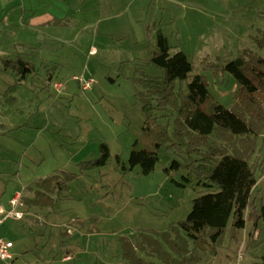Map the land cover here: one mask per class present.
Instances as JSON below:
<instances>
[{"label":"rangeland","instance_id":"1","mask_svg":"<svg viewBox=\"0 0 264 264\" xmlns=\"http://www.w3.org/2000/svg\"><path fill=\"white\" fill-rule=\"evenodd\" d=\"M17 1L0 0V197L4 190L6 199L12 188L24 187L50 197V190L37 188L36 181L62 169L78 172L77 183L63 191L69 199L48 207L49 225L37 227H46L50 243L60 249L80 244L79 254L63 264H127L123 242L136 246L144 239L164 252L147 247L136 252L147 263L263 264L261 220L246 217L239 231L230 221L217 243H194L179 230L202 189L195 182L177 185L188 171L171 169L173 160L184 163L173 151L161 148L155 169L146 176L138 167L122 170L143 134L138 80L163 76L148 63L156 30L188 56L213 100L230 108L236 85L222 67L243 54L264 59V0H135L132 9L111 12L116 17L110 19L97 9L103 0H87L80 11L75 7L83 0H65L53 2L61 12L47 9V25L31 31L20 22ZM139 5L142 11L135 12ZM91 48L95 52L87 53ZM18 59L32 64V73L22 79L18 70L24 66L7 62ZM78 79L93 83L83 90ZM57 83L65 90H58ZM179 89L175 82L174 91ZM154 109L153 118L171 135L172 115ZM258 140L255 161L260 165L264 132ZM102 143L109 151L106 165L82 168V162L99 158ZM256 179L252 199L260 207L264 173L258 169Z\"/></svg>","mask_w":264,"mask_h":264},{"label":"trees","instance_id":"2","mask_svg":"<svg viewBox=\"0 0 264 264\" xmlns=\"http://www.w3.org/2000/svg\"><path fill=\"white\" fill-rule=\"evenodd\" d=\"M155 37L148 63L162 70L163 76H144L138 80L140 90L135 97L145 114L143 134L132 144L122 171L127 173L138 167L143 176L152 173L161 148L180 157L184 163L173 160L171 169H185L188 173L181 177L182 184H176L185 188L195 182L202 189L192 200L186 219L178 223L179 230L194 243L206 239L217 243L230 221L238 231L244 228L246 217L264 223V203L254 206L252 199V191L258 184L257 169L264 173V164L258 165L255 161L258 139L264 132V59L243 54L222 67L236 85L233 104L226 108L213 100L203 75L193 73L188 56L172 47L160 29L156 30ZM13 64L24 66L18 70L22 77L32 72L31 65L21 59ZM175 82L180 84L178 91H174ZM152 104L158 111L167 110L172 115L171 135L153 118L155 106ZM99 146V158L82 162V168L106 165L108 148L103 143ZM78 177V173H61L46 178L41 184L48 185L51 194L61 198L63 191ZM128 243L123 242L122 249L127 264H152L136 253L146 247L153 253H164L157 249V242L149 239L141 240L136 246Z\"/></svg>","mask_w":264,"mask_h":264},{"label":"crops","instance_id":"3","mask_svg":"<svg viewBox=\"0 0 264 264\" xmlns=\"http://www.w3.org/2000/svg\"><path fill=\"white\" fill-rule=\"evenodd\" d=\"M18 1L20 4H18V6L16 7L19 8L21 11L20 22L22 23L24 29L31 31L32 29L34 30L38 28V26L40 25L42 26L47 25L48 23L47 18L49 16L47 9L52 7V9L58 10L59 13L61 12V10L56 5L54 6L52 4L53 2L54 3L63 2L65 0H18ZM85 1L87 0H83L75 8L76 9L78 8L77 10L80 11L84 7ZM97 1L100 0H96V2ZM137 1H142V0H137ZM47 2L51 5L50 7H48V4H46ZM134 2L135 0H103L101 3H98L97 9L98 10L102 9L103 12H107L109 15V17L107 18L110 19L112 17H116V15L124 14L129 9H132ZM140 8H143V6L139 5L138 9L133 8V10L135 12H140L142 11V9ZM91 9H93V5L92 7H90V10ZM67 10L68 11L71 10V4L67 8ZM117 10L118 13H115V11ZM111 12L115 13L116 15L111 16L110 15ZM51 16L55 18L57 14H51L50 17ZM89 52H95V49L91 48V50H89L87 53ZM7 61L15 62L12 60H7ZM27 63L30 64V62ZM25 77L26 74L22 78ZM61 173L66 174L73 172H69L67 170L65 171L64 169H62L60 171H56L53 174H50L46 178H49L51 176H59ZM77 173L78 172L76 171L73 174H77ZM45 179L36 181L35 184L37 188H41L45 190L47 189L44 187H47L52 193V189L49 188L48 185L44 186L43 184H41V182ZM5 193L6 190L1 192L2 196L0 197V208L7 210L9 208L8 201H10L16 193H20V199L19 201H17L18 204L15 209L17 212H20L23 215L21 219L8 218L5 221H3L2 224L0 225V237L4 242L10 245L8 255H10V262L12 264H63V263L71 262L73 260L72 258L79 254L78 251H80L79 249L80 244L78 242H76L75 244L73 243L67 244L66 248H63L62 245L61 246L62 250H61L57 246V244L53 245L50 243L49 239L51 236L48 234L46 227L43 230L37 229V227H40V225L42 226L44 222H45L44 224L45 226L49 225L50 223V222L48 223L46 222L48 217L47 215H45L46 213L45 210H47L48 207H51L50 209L55 208L54 206L60 201L68 200L69 199L68 196L64 195L63 197L58 198L55 197V195L53 196L51 194V196L49 197L46 196L43 192L41 193L40 191H34L28 187H24V189L12 188L6 199L4 198V196H6ZM50 205H53V207ZM40 213L44 214L45 216L42 217ZM47 214L50 215L52 213L49 212ZM35 236L39 237L40 239L36 240L34 238ZM87 236L91 237L92 235H87ZM81 253H86V251H82Z\"/></svg>","mask_w":264,"mask_h":264},{"label":"built area","instance_id":"4","mask_svg":"<svg viewBox=\"0 0 264 264\" xmlns=\"http://www.w3.org/2000/svg\"><path fill=\"white\" fill-rule=\"evenodd\" d=\"M79 82H81V86L83 90H88L93 81L92 79L90 80H81L78 79ZM55 87L60 90L63 91L65 90V87L63 85V83H57L55 84ZM20 199V193H16L13 198L8 201L9 203V208L7 210L1 209L0 208V225L2 224L3 221H5L8 218H17V219H21L22 218V213L17 212L16 211V206L18 204L17 201H19ZM9 247L10 245L6 242H4L2 240V238L0 237V264H12L10 262V255L9 254Z\"/></svg>","mask_w":264,"mask_h":264}]
</instances>
